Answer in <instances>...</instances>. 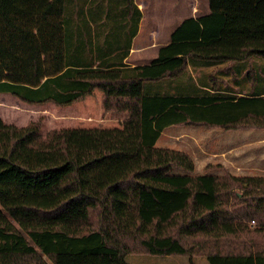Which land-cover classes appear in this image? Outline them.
<instances>
[{
    "label": "trees",
    "instance_id": "obj_1",
    "mask_svg": "<svg viewBox=\"0 0 264 264\" xmlns=\"http://www.w3.org/2000/svg\"><path fill=\"white\" fill-rule=\"evenodd\" d=\"M208 5L128 65L134 0H0V93L66 106L97 88L123 116L45 133L0 117V264H264V176L190 173L191 155L156 146L172 125L264 129V0Z\"/></svg>",
    "mask_w": 264,
    "mask_h": 264
},
{
    "label": "rangeland",
    "instance_id": "obj_2",
    "mask_svg": "<svg viewBox=\"0 0 264 264\" xmlns=\"http://www.w3.org/2000/svg\"><path fill=\"white\" fill-rule=\"evenodd\" d=\"M191 1L194 2V0H159L158 6L162 7L159 11H162L161 15L167 18L165 25L164 23L162 25L173 30L183 17L190 14L189 2L191 3ZM201 1L203 2V0ZM204 3L208 4V0H204ZM0 117L5 122L17 126L37 122L42 133L63 127L120 126L123 119V116L104 109L102 91L97 88L81 100L66 106L53 103L28 104L11 94L0 93ZM260 131L264 133V129L223 130L204 125H172L161 132L156 146L171 147L187 152L193 157L195 165L194 170L190 173L195 174L204 172V166L207 163L218 164L219 154L231 147L232 143L233 145L240 144V138H243L242 141L245 142L243 147L245 155L251 156L256 153V150L260 151V144L256 139L260 135ZM244 162L247 164L246 161ZM250 162L257 164L260 163V159L254 158ZM209 171L222 174L223 168H211L207 172ZM172 172L187 173L179 167H173ZM255 225L256 222L249 221L250 228H254ZM260 239L264 241V237ZM126 261L129 264H191L187 255L130 253L126 255ZM193 261L194 264H208L204 256H196Z\"/></svg>",
    "mask_w": 264,
    "mask_h": 264
},
{
    "label": "crops",
    "instance_id": "obj_3",
    "mask_svg": "<svg viewBox=\"0 0 264 264\" xmlns=\"http://www.w3.org/2000/svg\"><path fill=\"white\" fill-rule=\"evenodd\" d=\"M158 2L159 0H134V3L141 12V18L138 24L137 32L132 37L128 56L125 58V62L128 65L148 63L157 55L159 46L167 44L170 40V35L173 30L165 28L162 25L163 23L165 25L167 18L166 16L161 15L162 13L160 12L162 11L159 10H161L162 7L158 6ZM189 7H191V10L189 12L190 14L186 17H197L199 15L207 13L209 10V5L207 3H204V0L203 2L201 0H194V2L191 1V3L189 2ZM145 9H147V12H145ZM186 17H183L182 20ZM126 28L128 27L121 26L120 31L122 32L123 30H125L126 32ZM256 139L257 143L260 144V151L257 152L256 150V153L251 156L245 155V151L243 150L245 142L242 141L243 138H240V142L242 144L240 143L237 145H233L232 143L231 147L227 148L223 153L219 154L220 159L217 161V163L235 175L264 176L263 131H260V135H258ZM254 158H259L260 163L251 164L250 160ZM244 161H246L247 164H245ZM207 171L208 170H205L204 172L201 171V173H206ZM207 173L219 174L213 171H209Z\"/></svg>",
    "mask_w": 264,
    "mask_h": 264
}]
</instances>
